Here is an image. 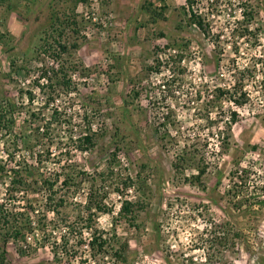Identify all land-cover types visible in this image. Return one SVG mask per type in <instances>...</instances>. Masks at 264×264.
I'll use <instances>...</instances> for the list:
<instances>
[{
	"label": "rangeland",
	"instance_id": "1",
	"mask_svg": "<svg viewBox=\"0 0 264 264\" xmlns=\"http://www.w3.org/2000/svg\"><path fill=\"white\" fill-rule=\"evenodd\" d=\"M242 10L253 14L250 22ZM53 39L70 46L63 59L76 70L74 93L54 105L72 116L69 125L51 124L52 108L32 85L50 67L44 49ZM156 51L179 54V66L175 57L168 61L172 75L150 71ZM245 69L253 76L244 81L243 106L211 100L207 90ZM171 77L175 93H160ZM0 103L14 111L8 131H0V201L13 196L7 204L31 223L17 240L0 231L6 264H55L50 246L62 231L52 224L86 216L91 191L105 207L92 225L122 249L126 264H264V0H2ZM168 108L177 150L185 141L176 132L200 144L236 112L226 153L212 158L209 137L201 184L184 181L202 166L198 144L188 142L191 168L172 167L174 147L160 125ZM89 133L93 145L83 152ZM66 174H76L69 191L60 184ZM122 202L132 204L133 218L120 216ZM214 224L239 238L205 244L203 230Z\"/></svg>",
	"mask_w": 264,
	"mask_h": 264
},
{
	"label": "trees",
	"instance_id": "2",
	"mask_svg": "<svg viewBox=\"0 0 264 264\" xmlns=\"http://www.w3.org/2000/svg\"><path fill=\"white\" fill-rule=\"evenodd\" d=\"M1 2L2 0H0V3ZM241 14L246 22H250L252 20L253 14H251L250 12L242 10ZM193 17H195L194 14ZM196 23L199 29L204 31L202 23L200 21H197ZM244 32L247 33L249 32V30L247 28H244ZM45 45L46 46L44 49V53L51 57L50 67H45L38 70L36 77H34L32 81V85L39 91V93L44 96L45 105L52 108L50 119L51 124L53 125L63 123L65 125H69L72 116H68V118H71L67 119L65 111H60L54 105L59 97L69 96L75 91L73 77V74L76 72V70L74 69L75 66L63 59V55L67 53V50L70 48V46L66 43H62L61 40L54 39L51 41V43H45ZM168 55H166L165 53L160 54L158 51L154 52V65L152 66V68H149L150 71H154L155 74H160L161 69L165 68L167 72L171 73V66L168 65V61L172 59L170 57L176 58L175 60L178 66L181 64L182 59L179 54L169 53ZM177 69L178 71H180L179 67ZM248 72H250L249 69H245V71L242 73L235 72L237 77L233 78L235 79L233 82L224 85L223 87H215L212 91L207 90V94H210L209 97L211 98V100L213 98H215L216 101H222L226 99L235 107L243 106L248 100V95L243 91L244 81L248 80V77L253 76L252 74H248ZM172 82H174V78L171 77L162 84H159V92L163 93L165 90L172 96L173 93H175L172 88ZM25 94L27 95L28 101L32 103L33 97L31 92L26 91ZM167 111V116H164V120L166 121H163V123L160 125L164 132L163 137H168L169 146L174 147V162L172 164V167L177 173H183L191 168L193 159L195 158V151L192 150L194 152L192 153V151L189 150L188 142H192V144L190 145L192 148L194 145L198 144L201 150L196 151H198L201 155L200 158L202 166H196L194 168L196 173L191 176L184 177V181L192 185H194L195 183L201 184L200 179L205 174L208 168V163L204 162L205 164H203V153L204 149H206L209 144V137H211L213 140L215 139L216 141V151L213 152L212 158L219 157L220 155L226 153L229 149L228 130L230 128V125L234 124L237 119L236 112H230L228 117L225 118V120H222L224 127L215 125L216 131L207 133L200 144L198 143L199 137H193L189 139L184 135V132H176V134H178L179 137H181L185 141L183 142L182 147L177 150L176 148L178 147V142L175 140L176 137L170 136L168 132V127H175L176 121L169 116V113H172V111H169V108L167 109ZM13 113L14 111L9 103H0V131H8L9 126L12 124V121H10L8 117L13 115ZM215 120L217 121H213L214 124L220 123L219 119ZM86 128L89 132L90 126H86ZM81 143V150L83 152H86L87 148H83V145H87L88 148L92 147V134L89 133L84 135ZM113 161L114 157L109 161V163L111 164L113 163ZM111 171L112 170H110L109 172ZM242 172L246 178L247 172L244 170H242L241 173ZM230 176H232V173L230 174ZM75 177L76 174H66L63 176L60 184L64 187H67V190L69 191V187L71 186L68 185L73 182ZM45 183L47 184V181H45ZM73 183L75 184V182ZM123 183L124 187L127 188L128 186H126V183ZM52 187V183L49 182V191L52 189ZM115 191L117 194L120 193L119 189ZM226 194L227 196L233 195L231 194V190H228ZM10 197V199L6 198L3 201H0V231L7 229L4 236L5 239L10 238L13 240H17L20 236L23 235V233L31 230V223L26 213L23 214L21 212H15L11 210L10 205L7 204V201H9L10 204V202L14 201V197ZM102 198L103 196L99 198V194L91 191V193H89L86 198L85 204L83 205V210L86 216L80 217L73 222L61 217L59 223L52 224L55 229L62 231L58 236V240L53 241L50 246L53 257L55 258V264H88L90 260L94 264H101L99 262H103L106 259H110L114 264H126L122 249L114 246L110 241L111 238H108L106 233L95 229L92 225L91 221L94 215L93 213H100L105 211ZM49 199H51L50 196ZM52 202L53 201H51V203ZM63 203L64 201L60 199L58 203L50 209V211L53 214H59L57 209L60 208ZM131 207V203L122 202L119 210L120 216L126 215L130 218H133L132 210H130ZM209 227V229L206 228L203 230V234L205 235V244H212L213 242H217L219 239V243L224 244V242L228 243L230 240L233 241L234 239L239 238V234L237 233H233L232 236L228 235L227 237H225L223 231H228L225 227V224H214L213 227ZM85 233H87V236H84ZM205 260H209L208 255ZM0 264H6V252L4 251V249L0 251Z\"/></svg>",
	"mask_w": 264,
	"mask_h": 264
}]
</instances>
